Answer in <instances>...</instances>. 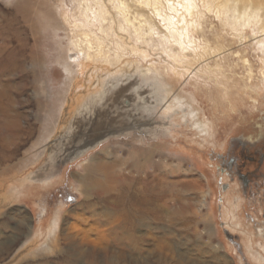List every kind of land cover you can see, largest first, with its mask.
<instances>
[{"label": "rangeland", "instance_id": "obj_1", "mask_svg": "<svg viewBox=\"0 0 264 264\" xmlns=\"http://www.w3.org/2000/svg\"><path fill=\"white\" fill-rule=\"evenodd\" d=\"M23 1L0 0V118L11 115L14 123L0 158L23 163L0 184L7 199L0 202V264L92 263L75 258L74 243L52 245L79 213L93 218L111 207L96 198L86 204L81 191L79 177L97 156L126 161L134 180L120 192L115 214L135 210L130 198L148 184L166 190L163 198L146 197L159 213H141L144 221L119 235L154 238L137 247L112 240L111 251L150 264H264V36L257 31L263 12L257 27L235 32L231 19L206 12L196 0L205 15L193 39L224 46L198 61L167 40L146 0L129 3L132 20L137 14L144 26L142 39L136 22L121 21L119 2L30 0L40 16L35 22L20 11ZM153 23L155 31L145 29ZM83 33L104 39L110 60L118 59L113 72L102 58L85 59ZM104 131L109 137L87 156L68 157ZM135 150L150 152L139 173L128 155ZM181 203L192 205L184 217L176 215Z\"/></svg>", "mask_w": 264, "mask_h": 264}, {"label": "bare ground", "instance_id": "obj_2", "mask_svg": "<svg viewBox=\"0 0 264 264\" xmlns=\"http://www.w3.org/2000/svg\"><path fill=\"white\" fill-rule=\"evenodd\" d=\"M130 1H132V0H109V2L111 4H114L116 2L120 3L119 4L120 5L119 6V13H120L119 15L122 18L121 21L123 23H127L130 25L132 24V22H134V23L136 22L134 25V26H136V28H134V29L136 30L137 36H139L142 39L143 35H144V34H142L144 32V30H143L144 26L142 25L141 20L138 19V17H135V16H137V14L134 15L135 19L132 20L131 17L133 16V14H131L130 10H129ZM136 1H138V0H134V2H136ZM98 2H97V4H98ZM146 2H147L146 7H148V9H152L156 13L155 14L151 10V13L154 15V17H159V23L163 22L165 24L164 25L165 31L169 33V35L167 34V36H166L167 40L170 43L178 44L182 49L180 52L182 55L184 52L190 51V52H193L195 54V57L198 58V61H200L202 58L210 56L214 53L215 54L221 53L224 46L219 41L216 43L215 47H212L208 42H205V41L202 42V41H197L196 39H193V38H196V36H197L196 34H197V32H199L198 29L201 26L200 20L203 18V15H205V13H203L199 10V6H198V3L196 0H146ZM200 2L202 3V6L206 12H208V13L213 12L217 17H219V19H221V17L223 19H224V17H226L227 19H231L233 21V23L230 24V27L235 32H238L240 29L242 31H244L246 27H252V28L254 26L257 27L259 25L260 20H261L260 17L262 16V12L264 14V0H200ZM121 3L123 6L121 5ZM139 3H141V2H139ZM20 6H21L20 11L23 14L28 15L30 19H35V22L38 19V17H40L39 14L37 13V10H35L34 4L32 1L30 2V0H24L20 4ZM89 8H91V7H89ZM180 8L181 9L183 8L184 12H182V10L180 11ZM86 10H87V8H86ZM168 10H169V12L174 13V14L169 15ZM104 12H105V10H104ZM89 13L90 12H88V14ZM106 13L109 14L108 12H106ZM106 13H104V15L102 16L103 22H107V20H108V19H106L107 18ZM117 17L118 16H116V18ZM227 19L225 21H227ZM123 23H121V24L125 28V24H123ZM154 25L155 24L153 23L152 28H150V25L148 24L145 26V29H149V32H150V30L155 31L154 27H153ZM80 26L82 27L83 25H80ZM106 30H108V29H106ZM257 31H258V33H261L262 36H264V22H263V24L258 26ZM84 37L87 39L86 40L87 41V43H86L87 47L85 50L82 47H79V49H81V51L86 54L85 59L91 61L94 58L95 59L102 58L103 60L101 61V63H104L108 67L107 73L113 72V71H111L112 67L116 66L118 64V62H116L118 59H113V61L110 60L111 54L106 52V46H105L106 42L104 41V39L98 38L96 40H92L90 34H84ZM186 39L192 44V47L188 46ZM122 48L120 47V49H122ZM263 52H264V48H263ZM185 58H187V57L185 56ZM82 59H84V58H82ZM100 60H98V61H100ZM244 61H246V60H244ZM64 63H66V62H64ZM74 63H76V62H74ZM70 68H72V67H70ZM250 74H252V73H250ZM146 76H148V75H146ZM1 91H2V89H0V95H2ZM106 92H107V90H106ZM34 95H35V93H34ZM139 100L141 102L145 101L141 97H139ZM107 107H108V105H107ZM52 120H53V118H52ZM13 124L14 123L11 121V115H10V117H6L4 115V113L1 114V118H0V148H5V147H7L6 144L10 145L12 143L11 136L5 131L8 127H12ZM140 127H142V126H140ZM137 128H138V126H137ZM196 128L199 129V131L204 132L203 131L204 128L201 124H198V127H196ZM134 130H136V129H134ZM95 136H96L95 140L94 141L92 140L93 143L90 142L91 143L90 147H89V143H88V146L85 145L83 149L80 148V149H76L74 151H70L71 153H73V156L69 155L68 157L69 158L70 157H74V158L82 157L83 158L84 156H87L91 150L97 148L103 142H105V141H101V140H104V138H108L109 132L104 131L103 135H100V136L95 135ZM1 142L4 144H2ZM86 147L88 148V150H86ZM91 147L93 149H89ZM139 150H137V151L135 150V151L128 153L129 158L134 161V163L132 164V167L135 168L137 173L140 172L141 167L143 166V163L145 164V162L150 160V156H149L150 152L149 151H139ZM12 161H13L12 157L0 158V184H1V186H4L5 178L8 175H11L13 173L14 169H17V168L21 169L20 167L23 165V163L13 165V164H11ZM85 168H86L85 173L82 175V177L81 176L79 177V182L81 184L80 186L82 187V189H81L82 194L85 195V197H86V201H85L86 204H89L91 202V199L96 198L97 204L108 203L109 205H111V207L109 208L108 211L102 213L101 215L99 213V215H96L93 218L87 217L86 215H84V213L83 214L79 213L77 216V221L76 222H68L69 224H67L68 226L63 229L61 236L56 237V240L54 241V244L52 245V246H54V249L57 250L58 248L61 247L59 240L62 239L67 243H74L75 244L74 246L76 247V249H78L76 251L77 254H74L76 259L78 257H79V259H80V257L81 258L84 257L86 260L91 259L92 263H88L89 261L88 262L86 261L87 263H85V264H99L98 262L101 259H103V261H106L104 264H150L149 263L150 260H146L143 257L139 258V257H134L133 255L127 256L125 253H123L121 251H111L110 250L112 247L111 242H112V240H114L113 242L130 241V242L134 243L133 247H137V246H141L142 245L141 243L145 242L148 238H152L153 236H150V234H148V233L145 235L146 237L142 236L140 238H138V236L133 237L129 233H127L128 235H124L121 238L119 237V235L120 234L122 235L123 232H127L125 230L128 228V226L130 224L132 225V227H135V225L138 224L137 221H144L145 216L142 215L143 213H147L148 215H153V214L159 213V206L157 204H153V203L149 204L146 197L148 194H150L152 197H155V198H163V197H165V191L166 190L162 187L161 191L159 192V185L157 183L148 184V186L146 187V190H144L143 192H140V194H139L140 196H137L136 198L135 197L130 198V200H131L130 202H132V205H134L135 210H133V209H130V210L122 209L119 211V208H118V211L121 213L120 215H118V213L115 214L114 210H116L115 209V203L119 200V198H121L120 192H123V188L125 186H127V189H129V188L131 189L130 186L134 182V180L132 179V177L130 175V172L126 169V168H129L126 161L118 160L117 157H114L112 159V162H105L101 156H97V157L91 158L89 161V165ZM133 168H131V169H133ZM236 190H237V188H236ZM116 191H119L118 195H116ZM171 192H173V191L171 190ZM181 198H183V197H181ZM2 201L6 202L7 199L0 197V202H2ZM136 201L138 203H135ZM134 203L136 204V206ZM93 206H96V204ZM237 207H238V205H237ZM177 209L178 210L176 211V215L178 217H184L183 215H186L190 210H192V205L186 204V203H181L179 205V208H177ZM111 210H113V211H111ZM131 210H133V211H131ZM228 212H230V211H228ZM73 216H76V212L73 214ZM101 217L103 219L108 220V221L107 222H101ZM238 222H239V224H241V226H239L241 228L242 227L241 220H239ZM121 223L127 224V226H125L123 228L118 227V224H121ZM253 236H254V234H253ZM247 238H248V236H247ZM252 240H253V238H252ZM246 241L247 240H245V242ZM154 243L156 245L155 239H154ZM166 245H167V243H166ZM155 247L158 248L159 247L158 244ZM165 249H166V247H165ZM149 252H151V250ZM63 254H64V252H63ZM64 255H66V254H64ZM155 257H156V255H155ZM169 257H170V255H169ZM173 257H174V255H173ZM184 260H186V258ZM162 261H163V259H162ZM167 261L168 260H166V262ZM65 262H66V260L64 261V263ZM179 262L181 264V261H179Z\"/></svg>", "mask_w": 264, "mask_h": 264}, {"label": "flooded vegetation", "instance_id": "obj_3", "mask_svg": "<svg viewBox=\"0 0 264 264\" xmlns=\"http://www.w3.org/2000/svg\"><path fill=\"white\" fill-rule=\"evenodd\" d=\"M228 170H229V169H228ZM224 174H226V173H224ZM241 177H243V178L245 179V175H243V176L241 175L240 178H241ZM244 184H245L244 186H247V184H248V180H247V179H246V181H245ZM224 233H228V234H230L229 231H228L227 229H224ZM230 235H231V234H230Z\"/></svg>", "mask_w": 264, "mask_h": 264}]
</instances>
